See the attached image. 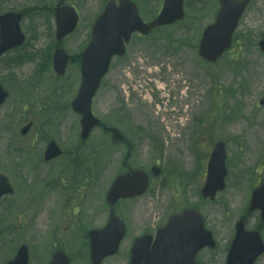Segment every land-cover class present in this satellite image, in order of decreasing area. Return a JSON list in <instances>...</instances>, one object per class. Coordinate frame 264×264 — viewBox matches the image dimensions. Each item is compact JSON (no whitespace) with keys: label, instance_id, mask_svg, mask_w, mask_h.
Masks as SVG:
<instances>
[{"label":"rangeland","instance_id":"374dc122","mask_svg":"<svg viewBox=\"0 0 264 264\" xmlns=\"http://www.w3.org/2000/svg\"><path fill=\"white\" fill-rule=\"evenodd\" d=\"M80 2L77 5L80 8L81 12V23L78 30L73 34L66 42V47L70 54L77 56V54L83 49L86 44L89 35L90 27L96 19L97 13L101 10L106 0H79ZM141 6L142 14L146 21L152 20L156 17L163 5L164 0H136ZM193 1V9L188 16V18L183 22H178L176 25L169 26L166 29H161L156 31L154 34L148 38L135 37L131 43V51L136 53L138 56H141V51H144L145 56L148 59L143 61L138 59L135 61L133 66L134 73L131 69L126 67L127 71H123V78H126L128 74H131L130 78H148V82L154 83V91H152L151 96L148 98V102L151 104L150 110L146 107H142L143 111V120L138 121V126L141 124L147 125L150 128V125L153 123L158 127V130L167 131V138H169V133L172 134H183L180 130L183 129L181 126L172 125L174 122L175 112H169L170 115H167L164 112L163 106L161 111L157 109L156 104L161 100L163 96L164 81L169 82V87H172L171 78H186L190 82L191 89L189 90V97L186 103H189V106H196V112L187 113L186 119L183 123L186 126L191 128L197 127L198 119H203L205 124L209 122V117L203 115L209 109V106L212 102L210 97V92L212 95H216L215 98L219 99L221 96H217L216 89L214 84L217 86L220 85V89L223 87H228L232 91H236L240 88V85L245 87L244 92H248V96L245 99H240L241 103H237L234 107L232 113L228 111L221 112L219 111L218 119L220 122L225 123L217 129L218 134L222 136H227L231 139L233 138H247L252 141L256 140L259 145L261 139H264V109L257 107V100H259L264 94V55L260 52L259 48L255 46L256 41L259 39L261 33L264 30V0H253V3L244 18L241 21L239 27V34L236 37L234 46L232 49L225 55V57L218 62L217 64H207L200 60L198 56V50L195 45L198 43V38L200 39L204 27L213 20V17L217 11V3L214 0H190ZM56 0H9V3H5L4 0H0V11L5 10H29L31 8H38L37 10L33 9L30 13L24 17L22 22V27L24 31L28 34V41L23 48L26 49H40L44 46H48L52 41L54 22L53 14L50 9L47 7L52 6ZM47 9V10H46ZM173 37L174 39L181 38L185 43L181 45L180 49L183 48V45L188 44L187 47H184L183 51H174L176 56L169 57L164 53V48L167 43H169L168 38ZM253 44V46H250ZM21 48V49H23ZM131 54L126 58L129 59ZM136 57V55H135ZM11 58L8 57L6 60H0V74L7 75L9 70L8 66L11 63ZM118 61H115V65ZM115 65L112 66V70L107 77V81H111L113 78H117L121 73L120 70L115 71ZM142 65H145L146 68ZM119 68H122V63H120ZM147 66H150L151 70H147ZM13 69L15 72L12 75H7L9 81L15 86L14 78L26 79L30 78L33 74L36 66L32 63L24 64L23 66H17L13 64ZM159 69L158 73H151L153 70ZM145 70V75L143 71ZM52 73L48 72L47 76H50ZM79 70L77 62L71 65V70L68 73V80L71 78L78 77ZM170 74V75H169ZM52 78V77H49ZM212 78H215L212 81ZM158 80V83H157ZM76 83V80L73 81ZM218 83V84H217ZM157 85L161 87V90H158ZM104 89V88H103ZM102 89V90H103ZM54 88L52 85L49 86L48 91H53ZM101 90V91H102ZM99 92L97 95V101L99 99L100 103H108L113 100V94ZM204 92V93H201ZM204 98V103L200 104V95ZM71 97V94L68 93V100ZM96 101V103H97ZM182 106H186L185 103ZM97 108V105H96ZM21 105L19 98L16 94H13V97H10L5 106L0 108V162L4 163V150L7 143L16 144L19 141L17 130L20 127L19 119L23 118L28 113L21 112ZM50 109V108H48ZM201 109V111H199ZM34 108L29 109V114L33 112ZM97 112H100L97 109ZM166 115L167 120L164 121V116ZM199 115V117H198ZM196 117V118H195ZM33 119V118H32ZM79 116L68 110V124L66 126V133L68 134V149L71 145L75 143V140L78 142V129H79ZM169 126V129L165 127ZM194 125V126H193ZM175 126V127H174ZM205 128V126H202ZM151 129V128H150ZM185 127L183 130H187ZM178 130V131H177ZM189 133L184 135L183 138L192 139L194 135L191 136V130L188 129ZM57 136L63 137L58 132H55ZM208 137V130L205 131ZM98 133L95 134L93 138L97 140ZM166 138V137H165ZM64 141V140H63ZM66 141V140H65ZM91 142V140H90ZM146 144H149L148 140H145ZM104 153H108L110 157L112 153L117 156L119 154L117 149L105 148ZM74 158V154H72ZM162 159L154 154L151 151V160L152 162L157 159ZM112 163H105L103 171L104 174L112 173L116 168H119V164L116 165V158L114 157ZM252 160V157L247 156L244 159L245 166ZM136 161V158H135ZM195 161V160H194ZM191 162L190 165L194 163ZM16 159L11 157L9 158V167L15 165ZM157 163V162H156ZM161 166L165 164L158 162ZM155 164V163H153ZM171 164L176 166L179 164L178 160L171 159ZM101 168V167H100ZM102 169V168H101ZM97 177L96 175H94ZM158 185V184H157ZM156 194V195H155ZM155 195V196H154ZM101 196V194H92L91 191L88 192V197L86 198L85 205L83 207V216L87 214L92 209H97L99 216L94 217L96 219L93 225L102 224L106 219V209L103 202L100 203V206L97 208H92L89 204L90 199ZM193 201L197 203H204L202 199L196 198L194 194ZM152 198V199H151ZM152 200V217L156 216L157 219H161L159 222H162L165 219V215L168 214V208H173L176 205L175 195L171 194V190L168 188L161 189L159 185L149 194L145 199L141 201L147 203L149 200ZM185 202L190 201L187 196L183 199ZM8 207L12 206L10 199H6L2 202ZM142 203L135 201L129 203V218L131 222L132 232L136 234L139 232L140 226L136 222L135 217L139 216ZM182 205V202L180 203ZM204 206V210L207 214L213 210L210 205ZM226 210V207H225ZM32 214V218L35 215ZM16 218H12L11 214L9 216H4L0 219V225H7L10 222V228H5V235L0 237V250L2 244L5 241L6 235L10 236V239L15 238V236H21L20 240H26L29 242L38 241L41 237L36 235V229L39 225L38 221L33 222L31 225H28L26 222L27 211L22 210ZM12 219V221H10ZM158 222V223H159ZM72 237L68 238L69 245ZM77 248H82V242H77L74 244ZM7 247V245L5 246ZM71 244L69 248H72ZM123 247H126L123 245ZM42 255L47 257L48 253L46 249L42 246ZM83 251L79 254L80 257H83ZM212 256H216L217 264H222L223 256L219 255L218 252H210ZM120 256L108 259L106 264H121ZM0 258L5 260V254L0 252ZM109 261V263H108ZM74 264H82L80 261H74Z\"/></svg>","mask_w":264,"mask_h":264},{"label":"water","instance_id":"95a60500","mask_svg":"<svg viewBox=\"0 0 264 264\" xmlns=\"http://www.w3.org/2000/svg\"><path fill=\"white\" fill-rule=\"evenodd\" d=\"M246 2L247 0L241 3H235L234 1L230 3L229 10L236 11L237 13L229 20L225 17L219 18L217 23L205 34L201 45V54L204 57L214 60L229 45L231 32ZM167 20L169 19L163 16L158 20V23H164ZM130 21V16L122 8H117L111 2L98 24V29H95V39L84 56L83 72L85 81L77 98L73 102V106L76 111L82 113L84 116L82 122L85 136L93 125L98 122L91 112L92 98L99 87L102 76L108 70L112 54L123 51L122 37ZM0 24L3 27L0 52L23 41L19 27L14 26L9 16L0 18ZM148 28L147 26L142 27L144 31ZM4 97L5 94L0 89V102L4 100ZM135 176L140 175L137 174ZM114 189L115 186L110 191L109 199H113ZM139 191L142 190L140 189ZM131 194H134V192ZM193 222H195V225L192 224ZM115 223L113 222L112 224L114 225ZM184 224L187 225L184 226ZM169 226L167 230L159 232V238L162 239L163 237L164 243L174 252H179V244L181 243L194 248L205 240V235L202 231L203 227H201V217L193 211H186L181 215L174 216ZM188 228H192L194 232H188ZM93 248V258L96 264L100 263V259L104 253H111L109 250H104L101 243H93Z\"/></svg>","mask_w":264,"mask_h":264},{"label":"flooded vegetation","instance_id":"af4514ba","mask_svg":"<svg viewBox=\"0 0 264 264\" xmlns=\"http://www.w3.org/2000/svg\"><path fill=\"white\" fill-rule=\"evenodd\" d=\"M124 81H125L124 78H116L114 80L113 91H114V95L116 96L114 100V104L116 108L122 106L123 104L122 94L124 93V91L121 89V84ZM49 86L50 85L47 80L38 81L35 85V91L33 92L32 95V99H33L32 107L34 108L36 114L34 126L39 128H47L53 125L51 116L55 110L57 100L55 97V93L52 91L51 92L48 91ZM48 108H51L53 111L52 112L47 111ZM263 171L264 168L262 172ZM258 174H261V172L254 173V175H258ZM263 181H264V176L261 177L257 183L251 182V185L254 186L251 191H253L258 186H260V184L263 183ZM249 196H251L250 192H249ZM242 216H244L246 228L248 230H258L261 233V236L264 240V222L261 219V212L259 210H250V205H249L248 211ZM65 217H66V224H68V210H66ZM238 221L239 219L238 220L234 219L232 221L229 217H227L224 221L219 222V227H220L219 230L216 228L214 220L209 221V226L213 230L215 235L218 236L219 234H222L224 242L227 243L226 245L228 251L232 247L233 240L236 234V225Z\"/></svg>","mask_w":264,"mask_h":264},{"label":"bare ground","instance_id":"6f19581e","mask_svg":"<svg viewBox=\"0 0 264 264\" xmlns=\"http://www.w3.org/2000/svg\"><path fill=\"white\" fill-rule=\"evenodd\" d=\"M193 109H194V107H192ZM178 137H180L179 135H173V141H172V145L174 146V145H176L177 143H178V140H177V138ZM181 145L184 147V148H186L187 146H186V144L183 142V141H181ZM186 155H188V154H186Z\"/></svg>","mask_w":264,"mask_h":264}]
</instances>
